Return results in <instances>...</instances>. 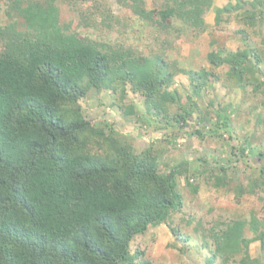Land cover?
I'll return each instance as SVG.
<instances>
[{
  "label": "trees",
  "instance_id": "trees-1",
  "mask_svg": "<svg viewBox=\"0 0 264 264\" xmlns=\"http://www.w3.org/2000/svg\"><path fill=\"white\" fill-rule=\"evenodd\" d=\"M156 1L161 6L149 9L146 0H118L136 17L128 24L107 0H69L80 16L77 23H63L57 0H0V264H152L145 250L132 245L163 224L176 240L189 241L171 223L184 207L177 180L189 179L188 162L162 171L155 146L138 152L114 126L94 125L81 100L108 92L123 101L132 92L144 98L145 114L119 105L126 118L155 122L159 131L178 129L189 138H203L205 132L232 137L235 107L216 98L205 108L200 103L224 81L231 89L264 94V47L251 35L264 22V0L216 8L217 25L227 23L225 16L237 19L244 47L211 51V69L200 71L180 67L165 47L143 51L137 36L144 28L157 40L175 32L202 33L214 0ZM79 26L108 38L82 34ZM222 67L229 68L225 75L216 71ZM180 74L190 83L184 95L174 87ZM257 118L264 128V115ZM239 149L244 157H264L247 140ZM203 165L200 174L210 171ZM218 170L217 188L228 179L226 166ZM237 190L239 196L256 189ZM196 231L205 246H213L206 264H229L238 257L239 264H264V217L218 222L209 229L200 223ZM255 241L261 254L252 258Z\"/></svg>",
  "mask_w": 264,
  "mask_h": 264
},
{
  "label": "rangeland",
  "instance_id": "rangeland-1",
  "mask_svg": "<svg viewBox=\"0 0 264 264\" xmlns=\"http://www.w3.org/2000/svg\"><path fill=\"white\" fill-rule=\"evenodd\" d=\"M107 1L115 15L130 20V22L126 21L128 24L136 21V17L129 10L120 6L118 0ZM57 2L61 9L63 23L73 21L77 23V20H80L78 12L70 7L69 0H57ZM146 2L149 9L161 6L160 1L146 0ZM229 2L235 3L236 0H214V7L207 12L205 18L208 29L202 33L187 32L183 36H178L175 32L157 40L152 37L149 30L144 28L140 31L143 32V35L137 36L140 37L137 38L140 40L138 46L145 52L152 46L160 49L165 47L167 57L171 60H178L180 67L188 70L211 69L208 62V54L211 51L218 50V48L236 51L244 47L240 35L237 33L240 24L234 16H225L227 23L222 26L217 25L215 21L216 8L224 7ZM1 23H8L5 13H2ZM78 30L95 39L108 38L103 35L104 32L97 29L79 26ZM257 32L260 34L251 32L252 41L263 48L264 22L260 24ZM116 35V33L112 34L113 38ZM1 51L2 47L0 46V53ZM228 69V67H222L216 71L225 75ZM224 82L215 84L213 91L206 92L200 107L204 106L205 108L214 98L218 103L234 106L236 112L232 115V123L235 132L232 137L227 132H223L222 137L205 132L203 138L196 136L189 138L178 129L168 128L159 131L155 127V122L149 124L142 121V118L140 122L129 119L131 116L126 118L124 111L121 112L119 109V105L124 106L125 109L134 106L138 115L145 114L144 98L132 92H128V97L123 101L114 98L108 92L92 93L81 100L86 118L91 120L94 125L109 124L114 126L118 132L132 139L138 152L151 144L155 146L161 154L160 167L162 171H169L172 166L182 162L189 164L185 165L189 166L187 173L189 179L188 177H179L177 180L184 198V207L173 213L171 222L174 226L181 228L183 235L189 241L184 238L176 240L170 229L164 224L151 227L147 234L135 239L132 247L145 250L146 258L152 264H206L213 246L211 244V247H207L200 241L196 231L200 223L209 229L218 222L233 223L238 220L251 222L254 216L264 217V174L262 173L264 157H261L262 160H257L251 153H247L244 157L239 149L247 140L252 148L256 149L255 151H261L264 154V145H262L264 143L262 140L264 128L260 127L257 122L258 115H264V94H255L253 88L248 91L231 89L224 86ZM174 87L183 95L190 91L187 76L178 75L177 84ZM190 124H194V122ZM191 130V127L186 128L187 132ZM234 147L237 149L233 150ZM200 164L202 165L200 166ZM203 164L209 166L208 170L210 171L207 170L206 174H200ZM222 165L228 169L227 185L217 188L215 177L219 174L218 169ZM189 182L190 184H188ZM240 185L246 190H249L250 186H254L255 193H244V195L238 196L237 186ZM196 186L199 188L197 193L194 190ZM245 236L248 238L252 236L249 229H246ZM249 253L252 258L259 257L261 243L259 241L252 243ZM240 258L238 257L229 264H239Z\"/></svg>",
  "mask_w": 264,
  "mask_h": 264
}]
</instances>
